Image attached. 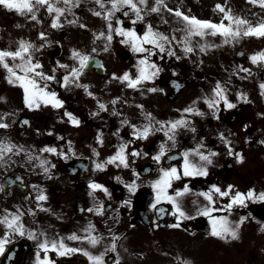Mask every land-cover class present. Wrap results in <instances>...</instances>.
I'll list each match as a JSON object with an SVG mask.
<instances>
[{
	"label": "flooded vegetation",
	"instance_id": "1",
	"mask_svg": "<svg viewBox=\"0 0 264 264\" xmlns=\"http://www.w3.org/2000/svg\"><path fill=\"white\" fill-rule=\"evenodd\" d=\"M212 1H218L216 4L229 9L226 6L229 4L227 0ZM246 2L258 7V4L254 5L250 0ZM59 6H63L62 0ZM78 7L89 16H94L72 19L77 21L80 34L86 37L79 44V49L90 53L95 59L93 66L85 69L80 78V83L89 85L88 91L93 92L94 96H89L83 87L70 84L65 88L52 81L50 88L57 91L65 101L63 107L57 109L42 105L38 109H29L24 104L23 89L10 84L6 79V70L0 67V98H3L0 99V114H10L5 118L10 126L0 128V140L11 141L18 146L0 159V185H3V190H0V215L5 214V209L22 212L24 224L28 229H35L38 236L41 232H47L50 238L58 234L65 237V242L72 247L85 248L95 254L106 252L107 264H116V253L110 248L113 236L117 237L119 264H183L184 260H190L192 264H264V231H261L264 227V208L261 212L258 209V204L264 201H249L246 207L234 206L229 211L226 208L229 198L216 197L218 208L224 210H218L214 215H228L233 222L239 221L241 216L247 217L239 226V239L224 240L210 235L208 218L195 215L196 208L207 203L201 193L207 191L212 184H218L221 188L233 184L241 191L249 188H255L257 192L264 191V144L260 143L264 140V115L258 112V65L252 64L249 59L252 53L258 51V38L242 36L235 41L229 38L230 42L224 43L219 34H209L203 38L197 36L198 40H192L195 50L188 55H184L181 45L173 40L170 46L174 47L181 59L177 60L175 56L168 57L166 54L164 59L154 57L163 67L158 78L154 83L148 82L147 87L131 89L113 79L112 73L119 75L130 68L135 73V55L119 43L118 36L112 41L113 46L104 51L102 45L105 46V40L98 38L97 33L106 31L102 24L106 25L107 22L103 16L95 15L96 11H101L100 6L95 0H79V4L74 2L72 10ZM219 12L216 8L213 12L205 8L202 14L207 19ZM0 13L1 17L4 16L0 18V25L6 21L7 26L4 27H9L0 33V48L15 49L20 39L31 40L38 45L44 42L39 36L43 31L47 34L44 39L51 43L35 51L34 56L42 62L45 72H51L57 60L69 65L76 63L71 58L64 39L67 31H54L51 26L54 13L49 14L46 7L39 8L37 20H30L3 6H0ZM71 13L73 14L72 11ZM71 13L66 11L61 16V21L70 20L67 16ZM150 14L152 18V13ZM255 14L256 19L251 18L254 24L258 22V10L250 16ZM221 19L223 13L218 21ZM33 21L47 23L35 29L30 36L23 35L20 30L22 23ZM145 22H150L149 17L137 22L138 30H143ZM176 38L182 40L183 36ZM94 42H100L95 47L96 52L92 51ZM231 42L240 44L237 48L230 49ZM202 43L217 46L201 51L199 44ZM115 44L119 45L120 50ZM96 61L101 62L104 67H98ZM241 65L251 69V72H243L239 67ZM63 72V69L56 71L57 80L62 78ZM217 81H221L226 87L227 94L236 102V107H221L217 119L203 99L198 100L197 106L205 115L191 116L197 131L193 133L187 129L181 130L178 147L168 154L175 156V159L165 158L162 161L164 166L179 164V153L185 148L195 147L201 138L207 146L204 151L209 148L218 151L219 155L213 157L214 162L209 165L207 176L184 177L174 182L175 187L188 184L192 189L182 198V202L193 218L177 221L168 202L158 205L165 209L163 213L149 207L154 193L148 181L158 174V165L151 156L141 155L133 161L132 167L141 173L138 181L140 187L134 195L115 179L120 176L125 181H131L135 178L132 168H116L112 164L102 171L94 168L96 160H104L115 151L120 142V137L116 135L117 129H120V136L125 140L131 139V129L128 125L121 126V120L128 119L132 123L142 124L144 112L153 113L159 120L177 118L181 115L178 109L189 106L197 97L211 94ZM149 87L163 88L164 92H149ZM240 91L248 94V101L238 99L237 93ZM117 96L121 99L115 104L111 103ZM97 100L107 104V111L99 109ZM140 105L144 106L143 109ZM65 109L80 118L78 126L68 121ZM262 111L264 113V109ZM25 120L29 123L25 124ZM245 124L248 125L247 128L244 127ZM98 132L103 133V145L96 139ZM220 132L232 141L236 152L243 153L242 162L234 155H228L227 147L218 135ZM161 139H165L163 134L157 132L148 140L137 141L132 146L154 153L158 150ZM45 145L56 146L58 150L68 153L69 159L42 152ZM93 148L99 151V157L93 153ZM40 158L49 160V173L43 171L39 164ZM52 164L55 167H51ZM89 180L105 184L112 193L111 197L102 190H97L94 196H90ZM39 190L47 194L46 201L35 199ZM126 199H131L130 205L121 203ZM101 201L104 203L102 213L87 211ZM37 204H43L44 208H38ZM29 209L34 210V214ZM89 223L95 225V235L100 237L97 245L68 239L73 232L79 236L89 235L83 231ZM176 223L180 227L172 226ZM4 230L3 224H0V235H3ZM36 245L37 241L28 236L17 235L7 246L5 254L0 255V264H36ZM47 254L55 264H90L88 257L82 252L63 256L55 251ZM41 255H44L43 251Z\"/></svg>",
	"mask_w": 264,
	"mask_h": 264
},
{
	"label": "snow or ice",
	"instance_id": "2",
	"mask_svg": "<svg viewBox=\"0 0 264 264\" xmlns=\"http://www.w3.org/2000/svg\"><path fill=\"white\" fill-rule=\"evenodd\" d=\"M79 4V0H62L63 6H59L61 0H0V6L7 10H14L15 12L26 16L30 20H37V12L40 7H46L49 14L52 15L51 26L53 28L63 27L61 16L67 11L71 12L72 7ZM100 6L101 11H96L95 15L103 16L106 20V31L97 33L98 38H104L105 48L107 51L112 44V41L118 36L119 43L126 46L136 58V63L133 65L135 73L132 69L125 70L122 74L112 73V78L119 80L127 88L137 89L147 87L148 82H155L159 74L163 71V67L157 63L154 57L159 56L164 59V54L168 57L175 56L177 60L181 57L176 54L174 47H171L173 40H176L183 49L184 55L193 52L194 46L191 38L199 36L206 37L209 34L221 35L224 43H229V38L232 41L237 40L242 36H255L257 38H264V19L253 24L242 16H236L231 9H226L222 4L217 3L215 8L223 13V19L219 22L211 19H201L194 15L186 14L180 8H168L164 4V0H156L155 6L149 7L148 0H95ZM252 4H258L264 7V0H250ZM110 5V7H106ZM160 5H163L169 12L175 14L183 25L181 31L184 35L182 40H177L175 35L169 37L162 31L154 28L150 22H145L143 30H138L136 27L138 21H145V12H158ZM120 13V15H117ZM227 21V23H225ZM74 21H69L73 23ZM46 33L41 31L39 33L43 43L36 44L31 40L20 39L15 49L0 48V67L6 70L7 81L12 85H18L23 89L24 104L29 109H38L43 106H52L53 108H62L65 101L60 98L57 91L50 88V82L56 81L62 87L67 88L70 84L78 87H83L89 96L95 94L88 91L89 85L80 83L81 75L87 69L94 57L87 52L80 49L73 48L71 50V58L76 61L75 64L69 65L57 60L51 72L43 70L42 62L34 56V52L43 49L45 44L51 42L44 39ZM214 44L202 43L199 44L201 51L208 47H216ZM96 52L97 49H93ZM252 64L264 68V49L256 51L249 56ZM98 67L103 68V64L96 61ZM245 73H250L251 69L239 66ZM58 69H63V75L60 80H57L55 75ZM177 86L179 83L176 82ZM259 89L261 95H264V80L259 82ZM149 92H164L163 88L149 87ZM238 99L248 101V94L244 91L237 93ZM3 99V98H0ZM121 97H115L111 103L115 104ZM203 99L208 108L212 109V115L219 119V112L221 107L225 109H232L236 107V102L231 100L227 94V89L221 81H217L211 90V94H205L203 97H197L189 106L178 109L181 115L177 118H170L168 120H159L153 113L144 112V122L142 124L132 123L128 119L121 120V126L128 125L131 129V139L125 140L120 136V129L116 130V135L120 137V142L117 144L115 151L108 155L104 160H96L94 168L96 170H105L109 164L116 168H132V174L135 177L131 181H125L122 177H115L116 180L124 184L130 194H135L140 187L138 181L141 178V173L132 167L135 158L143 156H151V158L158 165V174L154 179H150L148 183L154 193L153 201L149 207L158 213H163L165 209L161 206L162 202H168L171 205L172 215L181 221L183 219H191L192 215L183 206L182 198L192 189L188 184L182 187H175L174 182L180 181L184 177L207 176L209 174V165L213 164V157L219 155L215 149H208L204 151L207 146L204 144L203 138L196 143L195 147L185 148L179 153L181 162L179 164H171L164 166L162 161L165 158L175 159V156H168L172 149L178 147V136L183 129L190 130L195 133L196 127L191 121L192 115L203 116L205 113L197 106V101ZM100 110L107 111L108 106L102 101L97 100ZM143 109V105L139 106ZM115 112V109H113ZM64 114L68 117V121L73 125L81 123L80 118L73 112L65 109ZM98 113H93L97 115ZM10 114L5 112L0 114V128H8L10 125L5 119ZM260 115H264L261 113ZM25 124L29 123L27 120ZM248 127L247 124L244 125ZM39 131V130H38ZM157 132L162 133L165 139H161L158 145V150L154 153L144 151L142 147L137 148L135 145L137 141H146L150 136ZM219 137L227 147L229 156H235L238 161H243L244 156L242 152H236L233 148L232 141L220 132ZM62 139V137H60ZM97 141L103 145V133L98 132ZM249 139H251L249 137ZM264 144V140L260 141ZM71 146V141L68 142ZM18 146L11 141L0 140V159H3L6 154L12 153ZM23 151V148L19 149ZM42 152L54 153L62 156L65 160L69 159L68 153L58 150L54 145H45ZM93 153L99 157L100 153L96 148H93ZM76 153L73 150V155ZM198 158V159H197ZM29 159H32L29 156ZM39 164L45 173H49V160L47 158H40ZM51 167H55L54 164ZM87 167V166H85ZM89 195L94 196L97 190H102L105 194L111 197L112 193L109 188L96 180H89ZM34 187H37L34 185ZM235 189V191H233ZM0 190H3V185H0ZM201 195L205 198L207 203L202 204L196 208L195 215H203L208 218L211 228L210 235L222 238L224 240L239 239V226L247 217L241 216L240 220L233 222L228 215H214L218 210L223 211V208H218L216 197L229 198L226 204L227 210L231 211L234 206L246 207L249 201H264V191L257 192L255 188H249L247 191H241L233 184H228L226 188H221L218 184H212L207 191H203ZM35 199L37 201H46L47 194L43 190H39ZM122 204H131V199L121 201ZM197 203H199L197 201ZM38 208L43 209V204H37ZM51 211V209H46ZM104 210V203L101 201L99 205L88 208V212L102 213ZM30 213L34 214V210L29 209ZM23 213L10 212L5 209V214L0 215V224L4 226L3 235H0V255H4L7 246L13 239L18 236H28L30 239L37 241L36 264H55V261L47 254L49 251H55L58 255H69L73 252H82L88 257L90 264H107L105 259L106 252L95 254L85 248L72 247L65 242V237L56 235L53 238L48 236L47 232H41L38 236L35 229H28L22 220ZM173 227H180L179 223L172 225ZM89 235L79 236L75 232L71 233L68 239L88 241L95 246L100 242V237L95 235V225H89L83 230ZM264 231V227L261 228ZM117 237L113 236L110 243L112 252L116 253V264H119V253L116 252ZM43 251L44 255H41ZM183 264H192L190 260H184Z\"/></svg>",
	"mask_w": 264,
	"mask_h": 264
},
{
	"label": "rangeland",
	"instance_id": "3",
	"mask_svg": "<svg viewBox=\"0 0 264 264\" xmlns=\"http://www.w3.org/2000/svg\"><path fill=\"white\" fill-rule=\"evenodd\" d=\"M197 1L198 0H164V4H166L168 8L175 9L178 7L180 8V10L184 9V7L187 6L188 13L183 10L182 11L185 12L186 14L197 16V13L204 10L205 8L209 9L210 11L212 10L213 12L215 10L214 4L218 2V1H212V0H205V3H204L201 1L200 2L201 6L198 8ZM227 2H229V4L226 5L227 8L231 9L234 15L242 16L253 24H254V20L251 18L256 19L257 15L255 14L253 16H250L252 12L257 13V10H258V22L264 19V7L253 6L251 4H248L246 0H227ZM155 4H156V0H151L150 4L148 0L149 7L155 6ZM71 11L73 12V14L70 12L71 15L69 14V16H67L70 18V20L64 19L62 21L63 27L59 28V29L66 30L68 33L67 37H65L64 39H65V42L68 44L67 49L70 50V54L73 48L79 49V44L85 41L86 37L80 34V27L77 24V21L74 22L75 26L73 25V23H69V21H72L73 18L94 17V16H89L88 14L84 13L79 7ZM151 13H152L153 20L151 18L150 12H145V19H148L149 17L150 22L154 28L159 29V31H162L167 35L172 34V35H175L176 37L184 35L183 31H181L183 25L181 24L180 20L175 17L174 13L169 12L167 8H165L163 5H160V10L158 12H151ZM220 16H221V13L219 12V14L213 15V16L211 15L210 17H212L213 21L219 22L218 18H220ZM2 17L4 16L2 15ZM2 17L0 15V18ZM197 17L201 18L199 16ZM201 19H206V18H201ZM46 23L47 22L45 21H39V22L33 21L31 23L24 22L22 23L20 30H21V33H23V35L30 36L35 29L40 28ZM6 24H7L6 21H4V23L0 25V33H2L3 30L9 29V27H4V25L7 26ZM102 27L106 29V25L102 24ZM59 29L54 28V31L56 32ZM191 40H198L197 36L191 38ZM99 44L100 42H94L93 48L97 47ZM239 44L240 42H231L230 49L237 48ZM111 46H113V43L111 44ZM115 46L118 50H120L118 44H115ZM104 48L105 46L102 45V49ZM261 49H264V38H260V39L258 38V51ZM261 70H262V67L258 66V75L261 72ZM258 82H259V76H258ZM263 109H264V95H261V93H258V112L263 113L262 111Z\"/></svg>",
	"mask_w": 264,
	"mask_h": 264
},
{
	"label": "water",
	"instance_id": "4",
	"mask_svg": "<svg viewBox=\"0 0 264 264\" xmlns=\"http://www.w3.org/2000/svg\"><path fill=\"white\" fill-rule=\"evenodd\" d=\"M258 209H260V210H261V209H263V208H262V206H259V207H258Z\"/></svg>",
	"mask_w": 264,
	"mask_h": 264
}]
</instances>
